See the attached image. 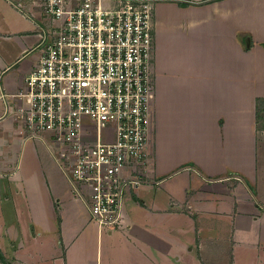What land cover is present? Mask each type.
Instances as JSON below:
<instances>
[{
	"label": "crops",
	"instance_id": "obj_1",
	"mask_svg": "<svg viewBox=\"0 0 264 264\" xmlns=\"http://www.w3.org/2000/svg\"><path fill=\"white\" fill-rule=\"evenodd\" d=\"M151 1L147 179L104 233L46 143L4 116L46 19L40 0H0V264H180L190 246L191 264H264V31L247 25V0ZM26 215L24 229L8 221Z\"/></svg>",
	"mask_w": 264,
	"mask_h": 264
},
{
	"label": "built area",
	"instance_id": "obj_2",
	"mask_svg": "<svg viewBox=\"0 0 264 264\" xmlns=\"http://www.w3.org/2000/svg\"><path fill=\"white\" fill-rule=\"evenodd\" d=\"M40 1L44 52L22 89L2 95L4 116L46 143L93 222L119 229L150 159L153 1Z\"/></svg>",
	"mask_w": 264,
	"mask_h": 264
},
{
	"label": "rangeland",
	"instance_id": "obj_3",
	"mask_svg": "<svg viewBox=\"0 0 264 264\" xmlns=\"http://www.w3.org/2000/svg\"><path fill=\"white\" fill-rule=\"evenodd\" d=\"M231 1L232 2L233 1L234 2H240L241 4L238 5V6H243L244 4H246L245 3L246 0H231ZM247 1H248V9L244 12L243 16L246 17V19H247L246 20L247 21V25H250V26H252L255 29H256V27H258V30L261 33V31H264V11L262 9H260V7H257L256 3L257 2L264 1V0H253L255 2L254 8L251 6L252 5V0H247ZM40 43H41V39H40V42H39V46H40ZM259 46L262 47V48H264V43H260ZM43 52H44V48L43 47L37 49V52H36L37 53L36 54L37 56L36 57H39ZM251 61L252 60H249V63ZM263 108H264V105H261L260 108H259V113H258L259 114V117H260V118L258 117L259 118V125H261L262 127H264V109ZM260 109H262V110H260ZM37 149H40V148L37 147ZM183 174H185V173H183ZM64 175L66 176L65 173H64ZM13 196H14V194H13ZM75 196H76V194H75ZM126 196H127V194H126ZM20 197H21V194H19V196H17L16 199H17V201L19 203L22 204V201H21ZM80 201L83 202L82 199ZM124 204H125V206L127 205L126 203H124ZM3 220L4 219H0V221H3ZM8 221L11 222V224H12V222L15 223L14 225L17 226L19 229H24V227L30 223V218L27 217V215H26L25 217H21L18 220L17 219L15 220L13 218H8ZM108 230L109 229L106 228L104 230L105 231L104 233H106ZM95 234H96V232H95ZM190 247H193V251L191 253L184 254L182 256V259L180 261V264H191L190 263V258H191L190 255L192 254L193 256H197L196 248L194 246H190ZM248 264H250V262Z\"/></svg>",
	"mask_w": 264,
	"mask_h": 264
},
{
	"label": "trees",
	"instance_id": "obj_4",
	"mask_svg": "<svg viewBox=\"0 0 264 264\" xmlns=\"http://www.w3.org/2000/svg\"><path fill=\"white\" fill-rule=\"evenodd\" d=\"M263 104H264V103H263ZM0 260H1L2 262H5L4 256H3V254L1 253V251H0Z\"/></svg>",
	"mask_w": 264,
	"mask_h": 264
}]
</instances>
